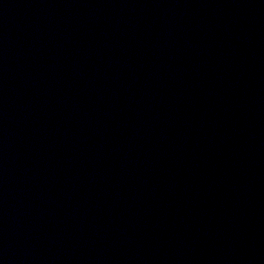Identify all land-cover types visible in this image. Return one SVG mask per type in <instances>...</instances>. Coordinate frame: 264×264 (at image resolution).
I'll return each instance as SVG.
<instances>
[{"label":"water","instance_id":"obj_1","mask_svg":"<svg viewBox=\"0 0 264 264\" xmlns=\"http://www.w3.org/2000/svg\"><path fill=\"white\" fill-rule=\"evenodd\" d=\"M0 264H264V0H0Z\"/></svg>","mask_w":264,"mask_h":264}]
</instances>
